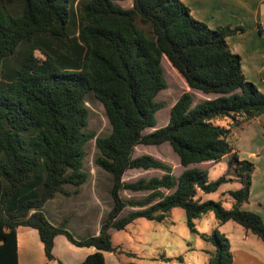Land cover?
Here are the masks:
<instances>
[{"label": "trees", "instance_id": "16d2710c", "mask_svg": "<svg viewBox=\"0 0 264 264\" xmlns=\"http://www.w3.org/2000/svg\"><path fill=\"white\" fill-rule=\"evenodd\" d=\"M126 1L132 7L119 4ZM76 2L0 0V264H19L21 226L37 230L49 261L55 259V238L65 235L78 247L97 250L78 264H106L105 252L118 253L111 230H125L141 218L163 222L176 208L185 211L194 233L195 221L213 213L221 224L233 221L264 243V220L243 209L255 165L240 160L230 141L234 129L264 114V93L247 80L242 57L227 41L244 27L210 28L182 0ZM164 58L191 90L216 97L195 106L184 92L168 124L158 128L156 115L165 104L157 97L168 88ZM90 94L104 107L108 136L87 131ZM95 138L96 165L112 177L113 207L98 236L77 240L68 221L53 225L43 208L57 194L69 195L64 187L87 182L85 149ZM166 143L184 169L178 177L151 155L133 157L139 145ZM226 156L233 172L212 182L206 170L190 167ZM134 169L163 175L124 181ZM232 176L242 187L230 191L231 209L197 197L217 192ZM123 191L146 197L125 200ZM202 237L216 247L208 264H233L226 236Z\"/></svg>", "mask_w": 264, "mask_h": 264}, {"label": "rangeland", "instance_id": "374dc122", "mask_svg": "<svg viewBox=\"0 0 264 264\" xmlns=\"http://www.w3.org/2000/svg\"><path fill=\"white\" fill-rule=\"evenodd\" d=\"M86 1L77 0L75 6L80 2ZM119 4L126 9L132 7V1L119 2ZM37 56L43 58L40 53H37ZM162 68L168 88L157 97V101L165 104V108L160 110L156 115L158 128L168 124L171 108L187 89L185 80L177 73L167 58L163 59ZM190 94L193 97L195 106L201 101V97L205 95L199 91H194ZM86 105L90 111L87 131L94 133L96 138L108 136L111 132V126L101 102L93 94H90ZM152 131L153 129H149L146 133ZM96 138L90 141L85 149L86 157L83 171L88 175L87 182L77 193L75 187L66 186L64 190L69 195L59 193L54 199L48 201L45 206L51 218H57L55 210L58 206L59 211L64 212V218L66 216L71 217L74 222L76 214L86 212L89 215L92 214L90 220L95 223L98 215L103 214L106 216L112 209L113 201L110 195L113 185L112 177L96 165V158L99 155ZM142 155H151L171 165L174 168V175L176 177L183 171L179 157L168 143L161 146L139 145L136 147L133 157L136 158ZM198 168L203 170L201 167ZM231 171L233 172L229 163H219L208 168L209 180L211 182L215 181L229 174ZM162 175L163 172L159 170L144 171L134 169L127 171L123 180L126 182H136L139 179L161 178ZM240 188L239 184L229 182L223 184L219 191L208 194L206 197L199 192L198 197H204V202L221 201L226 209H231L234 199L231 197L230 192L225 197L221 193L223 190L235 191ZM95 196L100 198V203L96 202ZM121 196L125 200L143 199L146 197V194L123 191L121 192ZM130 211L131 209H127L123 215ZM195 226L197 233L192 232L188 227L185 211L181 208L173 209L163 222L150 221L144 218L138 219L125 230H113L110 233L114 245L118 248V253L113 255L119 264H208L216 252V247L203 239L202 234L212 235L217 232L223 235L222 233L225 230H233L230 228L232 226L240 231L245 230L233 221H229L223 230L213 213L197 219Z\"/></svg>", "mask_w": 264, "mask_h": 264}, {"label": "crops", "instance_id": "0c3cea01", "mask_svg": "<svg viewBox=\"0 0 264 264\" xmlns=\"http://www.w3.org/2000/svg\"><path fill=\"white\" fill-rule=\"evenodd\" d=\"M182 1L191 10L195 19L206 23L210 28L226 25L233 28L244 27V32L229 37L227 41L233 53L241 55L242 69L247 80L255 83L258 89L264 93V0ZM194 91L187 86L186 92L193 93ZM215 97V95H203L201 101ZM230 141L240 160L250 161L255 165L251 179L250 199L243 209L259 214L264 220V114L243 124L241 128L234 129ZM229 161L230 156H226L219 163H229ZM219 163L204 162L190 167H201L208 172V168ZM232 179L233 181L230 183L239 184L242 187V184L233 176ZM79 189H76V193L79 192ZM229 192L230 190H223L221 194L225 197ZM204 195L208 196V194ZM198 198L204 202V197ZM95 200L100 203L99 197L95 196ZM43 212L55 226L68 221V231L75 239L83 240L100 234L102 222L110 211L106 216L98 215L95 223L90 220L92 214L89 215L86 212L76 214L74 222L71 217L64 218V212L59 211L58 206L55 210L57 215L55 219L49 216L46 206L43 208ZM227 223H220L221 228L225 229ZM230 228L233 230H225L222 234L230 241L233 264H264L263 241L246 230L240 231L233 226ZM17 240L19 264H78L97 251L95 247H78L71 243L65 235H58L55 238L53 250L55 259L49 261L37 230L21 226L17 230ZM104 256L106 264H119L113 253L105 252Z\"/></svg>", "mask_w": 264, "mask_h": 264}, {"label": "bare ground", "instance_id": "6f19581e", "mask_svg": "<svg viewBox=\"0 0 264 264\" xmlns=\"http://www.w3.org/2000/svg\"><path fill=\"white\" fill-rule=\"evenodd\" d=\"M178 73V72H177ZM179 74V73H178Z\"/></svg>", "mask_w": 264, "mask_h": 264}]
</instances>
